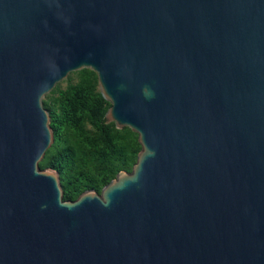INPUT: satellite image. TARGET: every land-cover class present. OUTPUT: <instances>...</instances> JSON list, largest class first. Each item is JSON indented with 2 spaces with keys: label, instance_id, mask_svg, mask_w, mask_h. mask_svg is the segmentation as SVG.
I'll return each instance as SVG.
<instances>
[{
  "label": "water",
  "instance_id": "obj_1",
  "mask_svg": "<svg viewBox=\"0 0 264 264\" xmlns=\"http://www.w3.org/2000/svg\"><path fill=\"white\" fill-rule=\"evenodd\" d=\"M84 69L142 150L66 201L44 100ZM0 264H264V0H0Z\"/></svg>",
  "mask_w": 264,
  "mask_h": 264
},
{
  "label": "trees",
  "instance_id": "obj_2",
  "mask_svg": "<svg viewBox=\"0 0 264 264\" xmlns=\"http://www.w3.org/2000/svg\"><path fill=\"white\" fill-rule=\"evenodd\" d=\"M72 74L77 82L70 76L67 89L58 84L44 101L54 143L40 163L59 173L66 201L89 190L101 193L121 172H132L142 150L136 133L107 122L110 105L99 91L98 75L90 69Z\"/></svg>",
  "mask_w": 264,
  "mask_h": 264
},
{
  "label": "rangeland",
  "instance_id": "obj_3",
  "mask_svg": "<svg viewBox=\"0 0 264 264\" xmlns=\"http://www.w3.org/2000/svg\"><path fill=\"white\" fill-rule=\"evenodd\" d=\"M74 73H77V72H74ZM70 76L72 77L73 82H77V81H78V76H77L76 74H71ZM70 76H69V77H70ZM69 77H68V78H69ZM68 78H67V79H68ZM67 79L64 80V81H62L61 83H59V85H60V87H61L62 90H65V89H67V87H68ZM99 91H100V89H99ZM100 93H101V92H100ZM50 94H51V93H50ZM50 94H49V95H50ZM47 96H48V95H47ZM47 96H46V97H47ZM55 97H57V95H56ZM46 99H47V98H45L44 101H46ZM107 102H108V101H107ZM108 103H109V102H108ZM109 105H110V106H109V108H110V107H111V104L109 103ZM57 106H58V103H56V107H57ZM109 108H108V111H109ZM108 111H107V113H108ZM106 115H107V114H106ZM115 179H116V178H115Z\"/></svg>",
  "mask_w": 264,
  "mask_h": 264
},
{
  "label": "clouds",
  "instance_id": "obj_4",
  "mask_svg": "<svg viewBox=\"0 0 264 264\" xmlns=\"http://www.w3.org/2000/svg\"><path fill=\"white\" fill-rule=\"evenodd\" d=\"M148 95V93L146 92V96Z\"/></svg>",
  "mask_w": 264,
  "mask_h": 264
}]
</instances>
